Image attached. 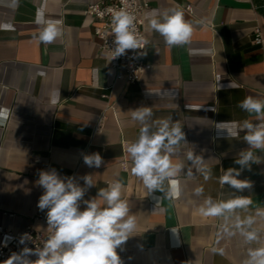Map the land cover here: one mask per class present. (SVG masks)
I'll list each match as a JSON object with an SVG mask.
<instances>
[{"label":"crops","instance_id":"crops-1","mask_svg":"<svg viewBox=\"0 0 264 264\" xmlns=\"http://www.w3.org/2000/svg\"><path fill=\"white\" fill-rule=\"evenodd\" d=\"M98 1L0 0V109L8 110L0 120V227L49 229L47 210L37 206L44 191L37 181L40 171L55 169L81 186L82 177L91 175L95 186L84 200L123 182L122 199L137 221L117 249L123 264H244L249 248L264 245V217L256 215L264 208V153L253 150L261 162L238 177L250 188L237 191L218 178L230 167L239 168L235 160L248 148L243 132L232 139L222 129L232 122H257L238 105L247 96L264 100V0H150L143 57L150 68L138 83L116 80L99 49L95 22L84 13ZM177 8L192 22L193 33L186 44L170 46L146 16ZM41 12L45 20L62 22V35L52 43L39 39L45 27L36 23ZM257 27L261 44L254 43ZM231 82L238 87L228 88ZM141 106L151 108L153 130L156 121L171 117L185 134L172 157L184 166L175 177L176 197L167 195V182L164 192L149 193L131 171L127 146L138 138L141 124L130 110ZM189 151L203 157L210 179L188 160ZM93 153L104 161L99 168L84 163ZM198 187L202 195L196 194ZM208 196L249 198L248 208L236 214L255 217L259 243L246 244L236 230L232 236L222 232L221 225L234 223L235 216L227 221L202 216L198 209Z\"/></svg>","mask_w":264,"mask_h":264},{"label":"clouds","instance_id":"clouds-1","mask_svg":"<svg viewBox=\"0 0 264 264\" xmlns=\"http://www.w3.org/2000/svg\"><path fill=\"white\" fill-rule=\"evenodd\" d=\"M146 19L151 29L159 33L170 46L186 44L191 39L193 24L184 19L179 8L164 13L152 11ZM135 21V15L124 9L112 15L114 58L124 55L128 50L144 47L145 41L137 32ZM36 23L45 25L39 34V39L44 43H52L62 35L60 20H45L41 12L37 14ZM227 87L236 88L238 85L231 82ZM238 106L250 116L254 115L257 122H232L231 127L222 129L232 139H238L243 132V141L248 148L242 150L235 160L239 168L224 170L218 179L222 186L228 185L242 191L250 188L251 183L238 178L241 170L261 162L262 157L253 150L264 153V100L247 96ZM130 111L132 119L141 124L138 138L127 146L132 173L142 180L149 193L164 192L167 182L170 185L167 195L178 196V181L175 177L184 166L182 162L174 163L172 157L181 143H185L182 127L174 123L171 117H166L156 121L157 126L153 130L148 123L153 116L150 107L141 106ZM7 115V109H0V120L6 119ZM187 158L197 166V171L205 180L211 178V170L202 156L189 151ZM84 163L99 168L104 161L99 153H93L84 156ZM188 175H192L191 170ZM82 179L84 186L73 177H61L55 169L39 172L37 183L44 191L37 206L42 211L47 210L46 220L51 234L42 247H24L20 252L13 253L4 264H123L117 249L132 236L137 224L136 217L129 214L128 202L122 199L123 182L116 180L106 188L99 189L96 197L84 200L86 191L95 184L91 175H85ZM195 191L197 195H202L204 190L198 187ZM81 202L85 205L83 210ZM251 203L245 196L220 201L208 196L198 211L204 217H221L224 221L235 216L234 223L221 225L222 232L232 236L235 234L233 230H236L244 237L246 244L259 243V233L253 228L255 217L242 219L236 214L237 209L246 210ZM256 215L264 217V208L257 209ZM25 237L31 238L28 234ZM20 243L24 244L25 238ZM219 251L223 254L222 249ZM31 256L37 258L32 260ZM244 264H264V245L249 248Z\"/></svg>","mask_w":264,"mask_h":264},{"label":"built area","instance_id":"built-area-1","mask_svg":"<svg viewBox=\"0 0 264 264\" xmlns=\"http://www.w3.org/2000/svg\"><path fill=\"white\" fill-rule=\"evenodd\" d=\"M150 0H100L90 3L84 10L86 16L94 21L93 34L99 40V49L104 53L108 65L115 71L116 80H124L128 83H138L140 75L150 65L144 62V53L147 47L144 33L145 14L149 10ZM124 9L136 17V28L140 36L143 37L145 44L142 49L128 50L124 55L114 58V44L112 34V15L115 11ZM184 10L193 15V8L189 5L184 6ZM262 37L259 28H255L254 43L261 44ZM105 96V95H104ZM103 116L99 119L101 122ZM176 197V196H175ZM28 234L30 239L25 237ZM50 230H39L31 225H26L19 230H11L0 227V264H4L13 253H18L24 247L40 248L50 235ZM25 238V243L20 241ZM36 256L30 259L35 260Z\"/></svg>","mask_w":264,"mask_h":264}]
</instances>
